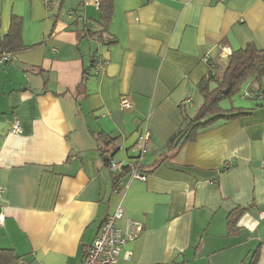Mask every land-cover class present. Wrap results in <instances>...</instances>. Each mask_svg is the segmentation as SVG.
<instances>
[{
  "label": "crops",
  "instance_id": "crops-1",
  "mask_svg": "<svg viewBox=\"0 0 264 264\" xmlns=\"http://www.w3.org/2000/svg\"><path fill=\"white\" fill-rule=\"evenodd\" d=\"M111 4L103 25L90 0H0V39L17 19L21 47H0V249L10 264H82L120 207L117 227L142 231L117 264H264V99L172 144L222 51L264 49V0ZM144 131L147 179L127 170L114 193L107 158L134 162Z\"/></svg>",
  "mask_w": 264,
  "mask_h": 264
},
{
  "label": "trees",
  "instance_id": "trees-1",
  "mask_svg": "<svg viewBox=\"0 0 264 264\" xmlns=\"http://www.w3.org/2000/svg\"><path fill=\"white\" fill-rule=\"evenodd\" d=\"M96 8L101 13L100 23L106 24L112 12L111 0H98V7ZM19 32L20 24L17 19H13L8 33L0 39V47L9 45L11 47L9 51L19 50L21 48L18 43ZM98 57L100 56L93 57L94 67ZM222 68V70H219L220 67H217L218 72L213 69L205 79V84L199 87L203 104L195 116H184L182 128L172 139V144L177 145L182 141L189 140L196 135L198 130L208 126L214 120H231L246 115L247 110L244 108H231L227 111L221 108V103L231 93L238 91L242 85L246 88L244 93L248 94L247 97H244L245 99H264V49H258L255 45L248 44L245 48L234 51ZM211 81H215L217 84V88L213 91H209L208 87V83ZM188 97L191 103V95ZM109 158H107V162ZM113 177L115 188L120 175L116 177L113 175ZM236 216H239V214ZM236 220L237 217L231 221L232 226ZM15 258L13 251L0 249V264H10Z\"/></svg>",
  "mask_w": 264,
  "mask_h": 264
},
{
  "label": "built area",
  "instance_id": "built-area-1",
  "mask_svg": "<svg viewBox=\"0 0 264 264\" xmlns=\"http://www.w3.org/2000/svg\"><path fill=\"white\" fill-rule=\"evenodd\" d=\"M92 1L95 7H98V0ZM231 55L230 52L222 51V57L228 58ZM0 64L5 66L10 64L9 54H2L0 57ZM107 62L102 58L98 57L95 69L97 75H103L105 73ZM248 94L244 93L243 98L247 97ZM190 103V98L185 99V104ZM120 106L123 110L131 109V102L126 96L120 98ZM12 132H19V125L14 124ZM150 137L148 131H144L139 135L138 142L140 146H137V157L133 160L134 162L125 163L122 161H117L114 157H110L107 162V167L111 174L115 177L125 173L129 170V176L131 180L136 181H146L147 175L141 170V159L146 153L145 144ZM124 188L122 181L119 179L114 192H118L120 189ZM123 218V211L118 207L115 213L108 216L101 226V230L97 237L91 243V245L86 250L82 264H117L121 258L124 246L129 241H134L138 238L142 231L141 224L138 222L127 221L125 223L124 231L119 229L116 222ZM4 216L0 215V224H3ZM129 253H124L125 258L128 257Z\"/></svg>",
  "mask_w": 264,
  "mask_h": 264
},
{
  "label": "rangeland",
  "instance_id": "rangeland-1",
  "mask_svg": "<svg viewBox=\"0 0 264 264\" xmlns=\"http://www.w3.org/2000/svg\"><path fill=\"white\" fill-rule=\"evenodd\" d=\"M246 90L245 86L242 85L238 91H235L229 95V97L221 104L222 109H229L232 107H246L249 104L250 99H243L242 95ZM201 101V99H200ZM199 106V105H195Z\"/></svg>",
  "mask_w": 264,
  "mask_h": 264
},
{
  "label": "water",
  "instance_id": "water-1",
  "mask_svg": "<svg viewBox=\"0 0 264 264\" xmlns=\"http://www.w3.org/2000/svg\"><path fill=\"white\" fill-rule=\"evenodd\" d=\"M225 92V91H224Z\"/></svg>",
  "mask_w": 264,
  "mask_h": 264
}]
</instances>
